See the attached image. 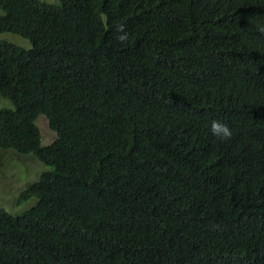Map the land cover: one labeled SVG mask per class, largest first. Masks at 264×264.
<instances>
[{"label":"trees","instance_id":"1","mask_svg":"<svg viewBox=\"0 0 264 264\" xmlns=\"http://www.w3.org/2000/svg\"><path fill=\"white\" fill-rule=\"evenodd\" d=\"M260 26L264 0H0L31 42L0 39V149L51 167L0 264H264Z\"/></svg>","mask_w":264,"mask_h":264},{"label":"rangeland","instance_id":"2","mask_svg":"<svg viewBox=\"0 0 264 264\" xmlns=\"http://www.w3.org/2000/svg\"><path fill=\"white\" fill-rule=\"evenodd\" d=\"M41 1L49 4L59 3V0ZM0 39L13 42L26 49L31 47L28 39L17 34L2 33ZM8 106L10 104L0 98V108ZM36 124L40 130L42 145L51 144L56 138V133L49 128L46 117L38 116ZM49 169L51 167L33 155H20L12 150L0 149V208L3 207L12 214H20L29 209L36 199H25L21 197V193L27 186L37 181L41 173Z\"/></svg>","mask_w":264,"mask_h":264},{"label":"clouds","instance_id":"3","mask_svg":"<svg viewBox=\"0 0 264 264\" xmlns=\"http://www.w3.org/2000/svg\"><path fill=\"white\" fill-rule=\"evenodd\" d=\"M260 31H264V26H260ZM121 40H125L126 36H121ZM211 135L220 142L230 141L233 137V129L223 120L213 119L209 125Z\"/></svg>","mask_w":264,"mask_h":264}]
</instances>
